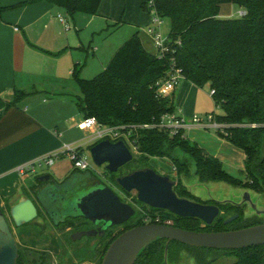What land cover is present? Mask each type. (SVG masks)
Instances as JSON below:
<instances>
[{"label":"trees","instance_id":"trees-1","mask_svg":"<svg viewBox=\"0 0 264 264\" xmlns=\"http://www.w3.org/2000/svg\"><path fill=\"white\" fill-rule=\"evenodd\" d=\"M41 2L64 9L74 17L77 13L97 15L102 0H29L20 6ZM223 5H235L246 15L219 18ZM151 7L160 18L170 20L168 40L171 51L163 58L149 53L137 33L94 79L80 78L78 65L75 66L73 78L80 90L76 104L84 119L95 118L107 127H123V132L130 134L129 142L137 149L141 163L136 170L154 169L153 159L167 158L176 174L174 191L178 197L218 205L220 215L208 226L198 219L181 218L168 211L143 206L146 214L122 233L146 225V220L150 221L148 224L209 233L262 224L257 220L252 225L233 228L243 219L241 205L203 201L188 188L184 178L190 174L191 163L193 175L200 183H224L264 193V154H261L264 144V0H151L149 12ZM173 61L182 70L186 81L200 89L209 86L215 91L212 99L221 113L212 114L218 124L225 126L217 131V135L245 153V181L228 174L219 159L187 139L184 131L171 135L158 127H145L158 125L164 115L175 114L173 99L161 97L156 90V84L167 79ZM30 95L15 91L14 101L8 103L7 109ZM121 140L131 147L125 137ZM134 203L143 205L137 200ZM223 212L241 214L238 220L225 225ZM77 220L81 219H70ZM109 232L101 237H106ZM118 236L107 243L103 258ZM184 250L190 252L196 264H216L231 257L236 259L233 264H264V245L218 250L169 243L165 239L152 242L141 252L135 264H172ZM22 260L19 251L18 264H22Z\"/></svg>","mask_w":264,"mask_h":264},{"label":"crops","instance_id":"crops-1","mask_svg":"<svg viewBox=\"0 0 264 264\" xmlns=\"http://www.w3.org/2000/svg\"><path fill=\"white\" fill-rule=\"evenodd\" d=\"M27 1L0 0L2 210L17 203L23 196L33 199L38 205L36 193L45 185L40 178L47 173L42 165L23 176L17 171L20 166L37 163L45 156L62 152L66 146L89 151L95 144L91 141L92 131L81 127L84 116L78 110L76 97L70 93V79H73L75 66L79 65L76 60L83 55H73L76 50L73 41L68 36L63 40L58 33V7L46 2L20 6ZM148 3L151 5V0H102L92 23L99 20L108 27H123L124 24L146 27L151 22ZM137 33L139 35V31ZM140 39L145 49L154 54L147 49L143 38ZM182 82L186 84L181 88ZM182 82L170 95L175 114L190 122L195 115L209 114L207 109L197 105L199 88L186 80ZM17 90L31 95L7 109L8 103L14 101ZM45 94L50 96L46 99ZM189 99H192L191 103ZM211 129L210 126L189 123L184 132L187 139L219 159L228 174L244 181L245 153L217 134H212ZM56 165L52 166V175L49 176L54 182L62 183L68 175L61 178L63 168ZM88 173L100 176L96 172Z\"/></svg>","mask_w":264,"mask_h":264},{"label":"water","instance_id":"water-1","mask_svg":"<svg viewBox=\"0 0 264 264\" xmlns=\"http://www.w3.org/2000/svg\"><path fill=\"white\" fill-rule=\"evenodd\" d=\"M93 163L98 168L105 166L110 174H117L120 169L134 160L129 146L124 141L103 140L90 148ZM46 185L33 199L23 196L10 206L9 216L16 228L34 222L39 216V207L55 226L65 224L69 219H84L99 229L83 230L71 236L72 241L96 237L114 227L128 223L136 214L135 209L124 203L117 192L101 182L91 173L77 174L62 183L54 182L49 175L40 178ZM87 180L81 187L79 184ZM116 184L126 193L136 192L138 202L153 209L168 211L181 218L201 220L205 225H212L220 215L218 205L203 204L179 198L174 191L176 182L166 175L157 173L152 168H142L116 178ZM66 192L64 199L59 192ZM58 202V203H57ZM247 202L256 215H263L251 199ZM65 209L59 213V204ZM235 205H240L234 203ZM240 218L239 214L225 220L228 225ZM165 239L194 247L237 250L264 245V224L217 233L193 232L165 224H146L120 234L109 246L102 264H135L141 252L152 242ZM19 248L11 224L0 209V264H18Z\"/></svg>","mask_w":264,"mask_h":264},{"label":"rangeland","instance_id":"rangeland-1","mask_svg":"<svg viewBox=\"0 0 264 264\" xmlns=\"http://www.w3.org/2000/svg\"><path fill=\"white\" fill-rule=\"evenodd\" d=\"M150 6V3H148L149 8ZM57 10L58 33L63 40H66V36H68L70 37V41H73V46L76 47L73 55H83L82 58L76 60L79 62L78 71L79 76L82 79L91 80L102 73L112 60L116 51L131 39L137 31H139V36L143 38L144 43L147 45V49L151 52L153 51L154 54H157L155 41L148 33V28L151 26V22L149 23L150 25L146 27H136L130 24H124L123 27H117L116 25L108 27L106 23L99 20L92 23V15L77 13L74 17H71L64 9L58 7ZM239 11L240 9L235 5H223L219 18L225 19L238 17ZM59 15L65 19V25L68 26V30L65 29V25L60 21ZM170 29V20L164 19L161 25V33L164 38L168 37ZM70 80H72L69 83L72 88L70 93L75 97L80 96L78 84L74 78ZM181 84L182 88L186 83L182 82ZM197 91L198 95L196 98L198 107L209 111V114L202 115V118H207L208 115L214 112L217 114L221 113V110L215 107L214 101L211 98L210 87L206 86L204 89L199 88ZM49 96V94H45L46 99ZM177 100L178 99L175 101L176 104ZM189 100V103H191L192 99ZM211 132L212 134H217L215 129H211ZM89 151L81 149V152H83L92 163V170H90V172H96L97 174L100 173L101 175L96 178L101 180L104 184L105 178L102 174L105 173L111 187L116 190L122 201L134 205L136 215L126 225L115 227L110 230L106 237L97 236L84 238L74 242L71 240L70 236L77 231L92 229L93 225L90 222H86L84 219L77 221L69 220L65 225L55 226L49 220L45 212L39 207V216L34 222L21 228H16L9 216L10 206H6L2 211L10 221L14 236L18 243L19 251L22 253V264H102V254L110 239L120 235L128 226H132L138 219H141L144 214H146V211L143 210V206L145 205H137L134 203V200H137V193H126L115 182L116 178L127 175L141 166L139 156L134 155V160L120 169L117 174H110L106 171L105 166L98 168L94 165ZM132 152L134 154L133 150ZM261 154H264V144L261 149ZM152 164L157 173L170 176L173 180L177 179L173 170V165L167 158L153 159ZM55 165L56 167L61 166L63 168V172L60 176L61 178H64L68 175L66 180L72 179L78 173H86L77 172L73 162L67 155L59 158ZM52 168L53 167L43 165L42 169L47 175H52ZM189 168L190 174L184 178V183L197 197L201 198L203 201L213 200L217 203H237L241 205L243 219L234 225L233 228H243L252 225V223L257 222V220L264 224V216L256 215L250 205L246 206L243 203L244 200L249 197L258 209L264 210V193H258L247 188H235L224 183H200L193 175L194 170L191 163ZM246 178L247 177H244V181ZM233 215L234 213H222L224 219ZM256 216L259 218L254 219ZM146 221L147 224L150 222L149 220ZM235 261L236 259L232 257L223 258L216 264H233ZM172 264L196 263L190 252L184 250L180 253L178 259Z\"/></svg>","mask_w":264,"mask_h":264},{"label":"built area","instance_id":"built-area-1","mask_svg":"<svg viewBox=\"0 0 264 264\" xmlns=\"http://www.w3.org/2000/svg\"><path fill=\"white\" fill-rule=\"evenodd\" d=\"M245 15L246 12L244 10H240L238 12L239 17H244ZM150 16L151 26L148 28V33L153 37L155 41V46L157 48L156 55L159 58H163L166 54L171 51L168 37L164 38L161 33V25L163 23V19L158 16L157 12L152 7L150 10ZM59 19L62 24H66L65 19H63L61 16H59ZM65 29L68 30V26L65 25ZM184 80L185 77L183 76L182 70L177 68L175 62L173 61L168 70L167 79L163 82H159L156 84V90L158 95H160L161 97H170V95L174 92L177 86ZM214 94L215 91L211 90V96H213ZM189 123L197 126H210L217 131L219 129L223 130V128L225 127L215 121V116L213 114L208 115L207 118H202L200 116L195 115L192 117L191 122L187 121L182 117L177 116L176 114H167L161 118V121L158 125H147L145 127H158L160 129L170 132L171 135H176L180 131H185L188 128ZM81 127L84 130L92 131L91 141L94 143H98L107 139L112 142L123 141L121 140L122 137H125L126 140L129 142L130 134H125L123 132V127L103 126L99 124L95 118L84 119L81 123ZM130 146L132 147V149L131 147H129L131 152L132 150L134 151V154L133 152L132 154L138 155L137 149L131 143ZM64 155H67L71 159L77 171L89 172L90 170H92V163L89 161L88 157L84 155L83 152H81V148L66 146L64 147L62 152H57L45 156L37 163L20 166L17 171L19 174L24 176L34 172L37 167H40L42 165L52 167L55 165L56 161ZM99 175L101 174L99 173Z\"/></svg>","mask_w":264,"mask_h":264},{"label":"flooded vegetation","instance_id":"flooded-vegetation-1","mask_svg":"<svg viewBox=\"0 0 264 264\" xmlns=\"http://www.w3.org/2000/svg\"><path fill=\"white\" fill-rule=\"evenodd\" d=\"M88 172L86 171V173L85 174H87ZM78 174H82V173H78ZM102 176L105 178V185H107V186H110L111 187V184L109 183V181H108V177L105 175V173H103L102 174ZM87 182V180H85V181H83L82 183H80L79 184V187H81L84 183H86ZM102 182V181H101ZM103 183V182H102ZM104 184V183H103ZM46 185V184H45ZM44 185V186H45ZM114 189V188H113ZM116 191V190H115ZM58 194H62L63 195V198L64 199H66V198H69V195H67V191L66 192H64V191H62V192H59ZM118 194V193H117ZM58 203V202H57ZM244 205H246V206H249V204L247 203V202H245L244 203ZM64 209H65V204L64 203H61V204H59V207H58V210H59V213H62L63 211H64ZM48 217V216H47ZM49 218V217H48ZM50 220V219H49ZM70 220V219H69ZM51 221V220H50ZM86 221V220H85ZM87 222V221H86ZM93 225V224H92ZM101 227V225H99V226H94L93 225V228L92 229H99ZM119 227V226H118ZM115 228V227H114ZM92 229H89V230H92ZM113 229V228H112ZM112 229H109L108 231H110V230H112ZM83 231V230H82ZM107 231V232H108ZM77 232H79V231H77ZM106 232V233H107ZM105 233V234H106ZM73 235V234H72ZM71 235V236H72ZM71 236H70V238H71ZM97 236H100V234H98ZM96 236V237H97ZM101 237V236H100ZM85 238H87V237H85ZM82 239H84V238H82ZM81 239V240H82Z\"/></svg>","mask_w":264,"mask_h":264}]
</instances>
